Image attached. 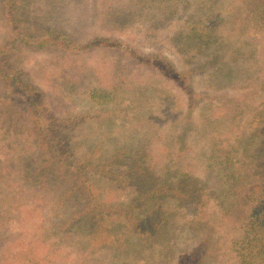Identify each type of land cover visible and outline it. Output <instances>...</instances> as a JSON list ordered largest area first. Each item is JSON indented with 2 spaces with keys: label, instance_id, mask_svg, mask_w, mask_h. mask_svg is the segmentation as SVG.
<instances>
[{
  "label": "rangeland",
  "instance_id": "rangeland-1",
  "mask_svg": "<svg viewBox=\"0 0 264 264\" xmlns=\"http://www.w3.org/2000/svg\"><path fill=\"white\" fill-rule=\"evenodd\" d=\"M186 1L17 0L21 28L31 31L32 36L41 29L66 31L80 43L92 37L113 38L127 48L94 47L81 52H65L56 47L37 48L30 39L18 42L19 49L11 51L8 63L21 69L23 80L43 93V99L51 103L56 117L68 115L66 111L71 107V113L92 111V104L83 95L67 94L63 87L67 85L66 79L70 78L76 88L85 89L90 81L87 76L94 71V85L118 89L121 97L130 92V82L146 87L144 93L151 102L152 111L143 117L144 121L154 112L160 116L153 119L155 132L152 131L153 137L148 142L139 145L138 139L134 141L129 135L132 130L141 135L144 121L142 116L127 121L121 112L126 108L122 100L118 101L121 106L115 110L114 122H86L77 129L67 127L64 132L79 137L81 146L94 141V138L89 142L83 138L91 133L99 135L97 143L101 141L107 148H121L134 141L135 150L146 148L153 153L147 162L165 169H161L160 175L168 171L181 176L190 173L210 186L211 179L216 177L215 170L209 167L207 154L211 137H225L226 143L230 133L249 131L248 123L258 119L255 116L264 108V26L251 9L229 5L225 9L227 15L218 44L198 56L189 57L185 55L186 50L183 52L185 42L179 37L188 33L190 17L197 13L200 0H196L197 7L195 0ZM5 3L0 0V47L7 46L8 50L12 48V33ZM230 9L233 12H229ZM130 48L145 61L153 59L141 53L158 54L178 71L185 72L184 82L194 91L193 97L188 96L174 79L162 76L158 69L135 61L129 53ZM220 70L227 74L221 81ZM5 90L0 88V98L16 99L15 94ZM132 111L131 107L127 109L130 119L134 116ZM187 122L191 126L188 131L184 128ZM144 126L149 128L146 123ZM7 127V122L0 121V235L5 237L0 250L19 251L26 246V241H32L39 255L48 257L47 262L51 264H177L181 252L197 248L207 238L217 250V256L211 255L212 259L207 258L205 264L233 263L229 250H234L241 237L249 211L242 201V192L226 197L217 192L207 201V210L199 217L202 222L193 225L187 223L190 217L185 204L169 200L165 203L166 219L155 226L154 232H136L130 229L129 222L117 221L114 229L98 234L97 242L85 244L90 239V228H81L73 229V234L64 233L67 238L55 245L63 233L58 236L49 226H40L38 223L44 216L27 209L29 203L22 212L14 204L19 196H13L21 182V173H18L20 145L27 144V139L12 136V146H5L4 141L10 139L5 137ZM185 131L187 134L183 135ZM105 134L109 135V140L104 138ZM256 158L258 162L263 161L264 154ZM101 185L107 188L110 184ZM133 187L130 196L138 191L135 185ZM111 193H107L108 200L113 198ZM107 234L113 240L100 244ZM21 240L23 245L18 243Z\"/></svg>",
  "mask_w": 264,
  "mask_h": 264
},
{
  "label": "trees",
  "instance_id": "trees-1",
  "mask_svg": "<svg viewBox=\"0 0 264 264\" xmlns=\"http://www.w3.org/2000/svg\"><path fill=\"white\" fill-rule=\"evenodd\" d=\"M4 1L12 33V48L7 50V46L0 47V88L6 89L5 92L11 91L16 95V99L12 101L9 97L0 98V121L8 123L5 137L27 139V144L20 145L21 163L18 173H21V182L17 184V194L13 196H19L18 201L14 203L19 212L29 203L27 209L44 216L38 223L40 226H49L58 236L63 233V236L55 241V245L67 238L64 233L73 234V229L81 228H90V239L85 243L90 244L97 242L100 232L114 229V223L117 221L129 222L130 229L136 232H154L155 226L166 219V201L184 203L190 217L187 223L193 225L202 222L199 217L207 210V201L213 199L217 192L224 197L242 192V201L248 205L249 211L241 237L234 250H229L233 254L232 264H264V158L260 162L256 158L264 154V108L254 115L258 119L254 118L248 123L249 131L230 133L226 137V143L225 137H211L207 154L209 167L216 171V177L211 179L210 186L190 173L181 176L168 171L160 175L161 169H165L154 167L152 163L147 162L153 153L146 148L135 150L132 145L137 139L139 145L148 142L149 138L153 137L152 131L155 132L153 119L160 118L155 115L157 112H154L152 117L150 115L144 121L143 117L152 111L149 105L151 102L144 93L147 91L146 87L141 88L139 84L130 82V92L121 97V91L118 89L94 85V71L87 76L90 81L85 85V89L76 88L69 78L66 79L67 85H63L67 94L83 95L84 99H88L92 104V111L90 109L84 113H71V107L66 111L68 115L60 114L56 117L51 103L43 99V93L23 80L21 69L8 63V59L12 57L11 51L19 49L18 42L30 39L37 48L56 47L65 52H81L94 47H127H122L120 41L113 38L92 37L80 43L66 31L58 33L41 29L32 36L31 31L25 27L21 28L22 18L20 14L17 15V0ZM194 5L198 6L196 0ZM229 5L231 8L242 6L243 9H251L250 12H253L264 26V0H227L226 3L225 0H200L199 8L195 10L197 13L190 17L188 33L179 37L181 42H185L182 50H186V56H198L209 50L212 45L218 44L227 15L225 9ZM229 12L233 10L230 9ZM129 53L138 63L151 65L158 69L162 76L174 79L188 96L193 97L194 91L187 88L184 82L187 74L178 71L168 59L158 54L141 53L140 55L153 59L145 61L135 55L131 48ZM219 74L220 81L227 75L223 70H220ZM119 100L126 104V108L121 109V112H124L122 116L127 121L137 120L140 116L144 121L141 124V135L136 130L129 134L134 141L123 144L121 148H107L103 142L97 143L99 135L91 133L83 138L88 142L94 138V141L81 146L79 137L74 138L64 132L67 127L77 129L86 122H114L115 110L121 106ZM130 107L134 110L131 119L127 113ZM166 112H169L168 109ZM145 123L149 128L144 126ZM184 128L187 131L191 129L190 123H185ZM187 131L183 135H186ZM13 138L4 141L5 146H12ZM104 138L109 140L110 137L105 134ZM101 183L110 185L105 188ZM133 185L138 191L130 196ZM109 191H112L113 196L110 200L107 199ZM109 236L110 234H107L100 244L110 243L113 239ZM22 240L18 243L23 245ZM4 241V235H0V245H4ZM37 242L41 243L40 240ZM25 243L26 246L19 251L1 249L0 264H51L47 262L48 257L39 255L35 243ZM213 254L217 256V250L209 239L205 238L197 248L181 252L177 264H205L207 258L212 259L210 256Z\"/></svg>",
  "mask_w": 264,
  "mask_h": 264
}]
</instances>
